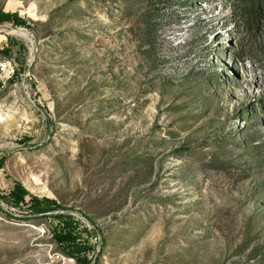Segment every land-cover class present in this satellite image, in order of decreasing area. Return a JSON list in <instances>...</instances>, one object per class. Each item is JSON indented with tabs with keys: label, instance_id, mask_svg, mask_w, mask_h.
Wrapping results in <instances>:
<instances>
[{
	"label": "rangeland",
	"instance_id": "rangeland-1",
	"mask_svg": "<svg viewBox=\"0 0 264 264\" xmlns=\"http://www.w3.org/2000/svg\"><path fill=\"white\" fill-rule=\"evenodd\" d=\"M249 3L0 0V264H264Z\"/></svg>",
	"mask_w": 264,
	"mask_h": 264
},
{
	"label": "trees",
	"instance_id": "trees-1",
	"mask_svg": "<svg viewBox=\"0 0 264 264\" xmlns=\"http://www.w3.org/2000/svg\"><path fill=\"white\" fill-rule=\"evenodd\" d=\"M261 9H263L262 5H261V0H250L249 7H248V13H247V11H245V13L250 14V16H252V17H255L258 13H260ZM252 13H255V15H251ZM5 16L8 18L10 17L9 14H7ZM53 208L54 207H52V206L51 207L50 206L37 207L36 211L45 214V213H47V211H49Z\"/></svg>",
	"mask_w": 264,
	"mask_h": 264
}]
</instances>
